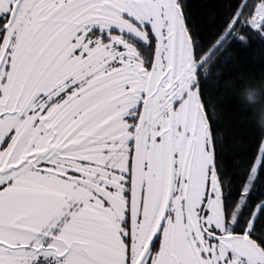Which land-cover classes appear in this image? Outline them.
Here are the masks:
<instances>
[{"label":"snow or ice","instance_id":"snow-or-ice-1","mask_svg":"<svg viewBox=\"0 0 264 264\" xmlns=\"http://www.w3.org/2000/svg\"><path fill=\"white\" fill-rule=\"evenodd\" d=\"M177 8L197 31L188 0H0V264H160L169 211L137 261L132 161Z\"/></svg>","mask_w":264,"mask_h":264},{"label":"flooded vegetation","instance_id":"flooded-vegetation-1","mask_svg":"<svg viewBox=\"0 0 264 264\" xmlns=\"http://www.w3.org/2000/svg\"><path fill=\"white\" fill-rule=\"evenodd\" d=\"M178 14L177 8L172 13L176 27L175 76H170L164 88L148 102L147 111L142 113L141 123L137 124L136 152L132 161L133 225L136 232L142 226L143 233L137 234L136 239L144 244L137 261L148 247V242L160 222L161 212L166 208L169 216L159 250L154 253L160 264H194L195 261L198 264H224L225 258L232 255L226 250L227 238H236L245 243L250 246V253L257 255L254 261L240 260L236 264H264V250L260 246L261 250L254 246L252 242H256L250 237V229L247 227L244 234L239 233L236 211L227 217L224 192L219 186L217 190L211 186L213 176L216 177L211 164L209 176L201 174L194 182L191 171H177L176 138H180L182 145L189 146L191 143L194 146L199 122L203 119L202 111L198 107V91L194 86L190 88L197 81L200 64L193 53L189 52L185 39L178 32ZM179 97L183 98L174 108L172 101ZM144 119L149 120L151 127L141 126ZM157 124L160 125L159 128L156 127ZM157 136L160 137L159 140L156 139ZM122 155L123 164L118 166L127 164V146ZM145 162L148 165L147 170ZM142 184L145 186L144 218L147 211L152 213L148 219L143 218L137 225L135 217ZM119 203L122 208V198H119ZM189 210L194 212L192 219L187 215ZM158 212L160 215L157 218Z\"/></svg>","mask_w":264,"mask_h":264},{"label":"trees","instance_id":"trees-1","mask_svg":"<svg viewBox=\"0 0 264 264\" xmlns=\"http://www.w3.org/2000/svg\"><path fill=\"white\" fill-rule=\"evenodd\" d=\"M188 3L198 30L190 32L180 17L201 63L198 97L224 209L227 217L236 211L239 233L249 227L264 250V152L250 178L264 143V18L258 28L247 24L264 0Z\"/></svg>","mask_w":264,"mask_h":264},{"label":"rangeland","instance_id":"rangeland-1","mask_svg":"<svg viewBox=\"0 0 264 264\" xmlns=\"http://www.w3.org/2000/svg\"><path fill=\"white\" fill-rule=\"evenodd\" d=\"M263 17H264V3H259L254 9L253 15L249 18V20L250 21L254 20L255 22L257 20H261ZM178 32L179 34H181V37L185 39L189 52H192L191 43L185 31L182 18L180 17L179 14H178ZM206 138H207V134H206V129L204 127L203 119H201L199 122V130L196 136V142L194 143V146H191V143H189V146L182 145L179 142L180 138L179 139L178 137L176 138L175 151L177 152V159H176L177 171H181V170L191 171L192 172V175H191L192 182H194L195 178L198 176H202V175L209 176L210 164H211V153L208 149ZM263 152H264V143H263V146L261 148V153L259 154L257 162L255 163V166L253 168L250 178L253 177ZM213 177H214V180L211 186L212 188H215L217 190L218 183L216 181V177L215 176ZM147 212L148 213H146V216L144 219H148L150 214L152 213L149 211ZM156 214L158 218V216L160 215V212ZM187 215L189 216L190 219L194 218V212H191V210L187 212ZM142 233H143V229H142V226H140V229L137 232V234L142 235ZM121 250L122 248L120 247L116 249L118 254H120ZM226 250L230 251L232 255L229 256V258H225L224 264H236L240 260L254 261L257 258L256 254L250 253L252 252L250 246L246 245L243 242H239L236 238H227ZM194 264H198V262L195 261ZM204 264H214V263L208 262Z\"/></svg>","mask_w":264,"mask_h":264},{"label":"water","instance_id":"water-1","mask_svg":"<svg viewBox=\"0 0 264 264\" xmlns=\"http://www.w3.org/2000/svg\"><path fill=\"white\" fill-rule=\"evenodd\" d=\"M197 101H198V107L201 109V111H202V108H201V104H200V101H199V97L197 96ZM202 115H203V117H204V114H203V111H202ZM165 210H166V208L163 210V212H162V215H161V218H160V222H161V220L162 219H164V217H165ZM160 222H159V224H158V226H157V228H156V230H155V232H154V234L157 232V230H158V228H159V226H160ZM153 234V235H154ZM253 244H254V246L258 249V250H261L260 249V247L256 244V243H254V242H252ZM148 248V247H147ZM147 248L145 249V251L147 250Z\"/></svg>","mask_w":264,"mask_h":264},{"label":"built area","instance_id":"built-area-1","mask_svg":"<svg viewBox=\"0 0 264 264\" xmlns=\"http://www.w3.org/2000/svg\"><path fill=\"white\" fill-rule=\"evenodd\" d=\"M258 23H259V20L255 21V22H254V20H251V21L249 20L248 25L252 28H255L258 25Z\"/></svg>","mask_w":264,"mask_h":264}]
</instances>
